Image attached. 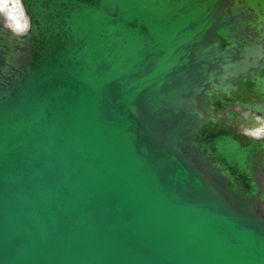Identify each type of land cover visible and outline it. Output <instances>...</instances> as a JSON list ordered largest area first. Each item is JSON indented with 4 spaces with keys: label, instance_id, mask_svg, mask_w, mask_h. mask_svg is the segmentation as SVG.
<instances>
[{
    "label": "water",
    "instance_id": "95a60500",
    "mask_svg": "<svg viewBox=\"0 0 264 264\" xmlns=\"http://www.w3.org/2000/svg\"><path fill=\"white\" fill-rule=\"evenodd\" d=\"M26 7L0 81V264H264V143L225 111L264 101V70L223 78V0Z\"/></svg>",
    "mask_w": 264,
    "mask_h": 264
},
{
    "label": "clouds",
    "instance_id": "9594fccd",
    "mask_svg": "<svg viewBox=\"0 0 264 264\" xmlns=\"http://www.w3.org/2000/svg\"><path fill=\"white\" fill-rule=\"evenodd\" d=\"M206 6V5H204ZM225 19L236 17L235 24H229L233 39L240 45L238 62H227L222 65L224 76L229 78L247 73L250 69L264 70V0H223ZM32 15L26 7V0H0V33H6L10 45V54L3 57L0 64V81L12 75L13 69H19L27 54L13 52V42L25 41L31 33ZM4 40L0 38V51L4 49ZM20 47H24L23 44ZM251 107L244 103L229 105L225 111L239 113L240 123L230 126L245 141L264 143V101L250 98ZM215 123L224 119V112L211 117ZM259 190L264 193V174L257 178ZM261 213H264V195L258 202Z\"/></svg>",
    "mask_w": 264,
    "mask_h": 264
}]
</instances>
